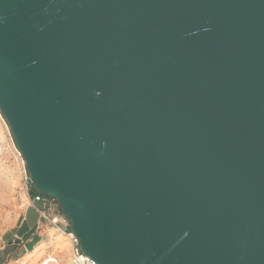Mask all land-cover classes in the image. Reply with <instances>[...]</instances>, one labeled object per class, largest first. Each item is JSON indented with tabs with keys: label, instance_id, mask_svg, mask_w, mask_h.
Returning a JSON list of instances; mask_svg holds the SVG:
<instances>
[{
	"label": "water",
	"instance_id": "obj_1",
	"mask_svg": "<svg viewBox=\"0 0 264 264\" xmlns=\"http://www.w3.org/2000/svg\"><path fill=\"white\" fill-rule=\"evenodd\" d=\"M0 115L95 264H264V0H0Z\"/></svg>",
	"mask_w": 264,
	"mask_h": 264
},
{
	"label": "rangeland",
	"instance_id": "obj_2",
	"mask_svg": "<svg viewBox=\"0 0 264 264\" xmlns=\"http://www.w3.org/2000/svg\"><path fill=\"white\" fill-rule=\"evenodd\" d=\"M26 175L22 158L14 145L7 124L0 115V264H21L27 258L25 249L32 250L36 242L35 240L32 244L27 245L26 238L19 233L21 219L30 204L26 191ZM55 206L58 209V206ZM37 215L29 214V225H34ZM66 225L68 226L67 222ZM60 229L62 227H54L42 220L37 235L41 241H46L47 232L52 230L59 236H63L62 238L68 242V238ZM52 251L41 256L46 258ZM70 255L68 242V248L53 257L59 264H70ZM43 261V258L40 261L37 258L31 264H41Z\"/></svg>",
	"mask_w": 264,
	"mask_h": 264
},
{
	"label": "crops",
	"instance_id": "obj_3",
	"mask_svg": "<svg viewBox=\"0 0 264 264\" xmlns=\"http://www.w3.org/2000/svg\"><path fill=\"white\" fill-rule=\"evenodd\" d=\"M36 207L37 208H44V205L42 203H39V204H36ZM51 211L54 213H52ZM48 212H49L50 216H56V215L60 216V213L54 204H50L48 206ZM30 213H32L33 215L38 214L36 212L35 208L30 206V204H29L25 210L24 217L21 219L20 226H19V233L21 234L22 237L26 238V244L27 245L32 244V242H34L36 240V242L34 243L35 245H33L32 250L25 249L27 252L26 257L33 255V257L31 258L32 263L35 260H37V258L39 259V261L42 258L44 261L50 260V256L53 257L55 255L61 254L63 249L68 248L69 240L67 242V240L62 238L63 236H61V235L59 236V234H57L56 232H54L52 230L47 232V235H48L47 240L41 241L37 235V230L39 229V225H40L42 219H40L39 215H37V218L34 222V225H29L28 224V217H29ZM60 217H62V216H60ZM69 248L71 251L70 242H69ZM50 250H53V251H52V253L50 252V255L48 257L45 258L44 256H41ZM70 258H71V255H70ZM55 263L59 264L58 262H55Z\"/></svg>",
	"mask_w": 264,
	"mask_h": 264
},
{
	"label": "built area",
	"instance_id": "obj_4",
	"mask_svg": "<svg viewBox=\"0 0 264 264\" xmlns=\"http://www.w3.org/2000/svg\"><path fill=\"white\" fill-rule=\"evenodd\" d=\"M25 181H26V191L29 196L30 206L35 208L36 212L39 215V218L44 221H47L50 225L54 227H57V228H59V226L62 227V229L60 230L68 238L70 245H71L70 264H95L92 261H90L86 256H84L83 253L81 252L78 239L75 237L72 231L69 232L67 230V227H66L67 221L63 217H60V216H50L45 209L46 203L43 201L40 195H33V196L29 195L31 182H30L28 174L26 175ZM39 203H42L44 205V208H37L36 204H39ZM42 264H56V263L49 262V260H46Z\"/></svg>",
	"mask_w": 264,
	"mask_h": 264
},
{
	"label": "trees",
	"instance_id": "obj_5",
	"mask_svg": "<svg viewBox=\"0 0 264 264\" xmlns=\"http://www.w3.org/2000/svg\"><path fill=\"white\" fill-rule=\"evenodd\" d=\"M29 191H30V192H29V195H30V196H33V195H40V196L42 197L43 201L46 203V205H45L46 208H45V209H46V211H47L48 214H49V212H48V206H49L50 204H55V205H57V206H58V211H59V213H60V216H62V217L67 221V223H68L67 230H68L69 232L72 231V230H71L70 222H69L68 218L66 217V215L62 212V209H61V207H60V205L58 204L57 201H55L53 198H50V197H48V196H46V195H42V194L38 193V192L33 188L32 184H30V190H29ZM56 216H58V215H56Z\"/></svg>",
	"mask_w": 264,
	"mask_h": 264
},
{
	"label": "bare ground",
	"instance_id": "obj_6",
	"mask_svg": "<svg viewBox=\"0 0 264 264\" xmlns=\"http://www.w3.org/2000/svg\"><path fill=\"white\" fill-rule=\"evenodd\" d=\"M35 256V255H34ZM33 257V255L28 256L26 259H24L21 264H31V258ZM49 262H57V259L55 257L50 256V260Z\"/></svg>",
	"mask_w": 264,
	"mask_h": 264
}]
</instances>
